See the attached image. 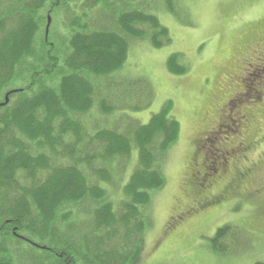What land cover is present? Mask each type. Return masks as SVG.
<instances>
[{
  "label": "trees",
  "instance_id": "trees-1",
  "mask_svg": "<svg viewBox=\"0 0 264 264\" xmlns=\"http://www.w3.org/2000/svg\"><path fill=\"white\" fill-rule=\"evenodd\" d=\"M76 1L0 0V103L8 94L0 105V264H23L18 253L24 250L33 252L35 264H140L151 199L165 184L163 161L179 137L170 103L145 124L124 119L125 129L87 128L90 119L117 115L116 106L104 101L95 110L96 85L122 68L130 40L146 32L141 25L149 29L154 48L169 39L167 29L145 10L116 15L112 0H85V7L101 2L112 11L108 26L90 28L75 19L68 24L70 35L53 42L49 14ZM164 4L173 12V0ZM177 59L171 54L167 68L182 75ZM132 152L135 165L114 204L104 184L112 181L114 161L129 159ZM56 157L64 164L55 166ZM209 162L202 168L193 163L188 186L195 195L185 210L221 200L248 178L239 169ZM227 168L228 180L205 194L206 185L228 174ZM236 230L230 224L218 227L208 238L211 251L231 252ZM62 232L72 235L70 242Z\"/></svg>",
  "mask_w": 264,
  "mask_h": 264
},
{
  "label": "rangeland",
  "instance_id": "rangeland-1",
  "mask_svg": "<svg viewBox=\"0 0 264 264\" xmlns=\"http://www.w3.org/2000/svg\"><path fill=\"white\" fill-rule=\"evenodd\" d=\"M173 3L171 12L164 0H112L116 15L125 9L154 15L167 29L169 42L163 40L160 48H154L149 29L141 25L146 32L130 40L122 68L96 85L95 110L99 112L98 102L104 101L116 106L117 115L90 119L86 126L125 129L128 122L124 119L145 124L169 103L171 115L179 121L178 140L163 161L165 184L151 199V225L145 232L140 264L264 262V0ZM85 5V0H77L66 11L49 14L53 42L70 35L68 24L75 19L90 28L108 26L105 22L112 11L101 2L93 8ZM171 54L178 55V63L185 69L182 75L168 71ZM135 101L139 107H130ZM136 156L132 152L129 159L114 161L112 181L104 184L107 200L114 204L122 198ZM222 156L228 167L245 172L248 178L221 200L198 211L185 210L194 198L188 186L193 163L202 168L209 161H222ZM55 159V166L65 162ZM231 175V171L226 173L204 193L216 192ZM179 213L182 216L177 218ZM224 224L239 230L233 250L222 255L211 251L208 238ZM62 235L70 242L71 234ZM18 257L23 264H35L33 252L20 251Z\"/></svg>",
  "mask_w": 264,
  "mask_h": 264
},
{
  "label": "flooded vegetation",
  "instance_id": "flooded-vegetation-1",
  "mask_svg": "<svg viewBox=\"0 0 264 264\" xmlns=\"http://www.w3.org/2000/svg\"><path fill=\"white\" fill-rule=\"evenodd\" d=\"M212 133H213V132H212ZM220 159H222V161L219 160V161H217V163H218L219 165L224 164V166L227 167L226 162L224 161V160H227V158H226L225 156H222V158H220ZM213 170L216 172L215 169H213ZM209 177H212V174L209 173ZM212 180H214V181H213V182H209V183L206 185L207 189H206L204 192H207V190L209 189V187L213 186L215 183L218 182V178H217V176L214 177V178H212ZM210 194H212V193H211V192H210V193L208 192L207 195H210ZM193 195H195L194 192H193ZM190 210H191V209H190ZM178 218H180V217H178Z\"/></svg>",
  "mask_w": 264,
  "mask_h": 264
},
{
  "label": "water",
  "instance_id": "water-1",
  "mask_svg": "<svg viewBox=\"0 0 264 264\" xmlns=\"http://www.w3.org/2000/svg\"><path fill=\"white\" fill-rule=\"evenodd\" d=\"M47 19H48V23H49L50 18L48 17ZM7 101H8V94H6V96L4 98V102L0 103V105H4L5 103H7Z\"/></svg>",
  "mask_w": 264,
  "mask_h": 264
}]
</instances>
